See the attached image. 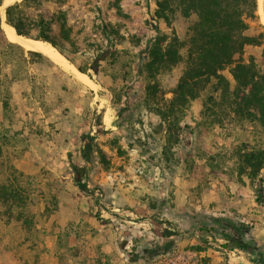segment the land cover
I'll list each match as a JSON object with an SVG mask.
<instances>
[{"label": "rangeland", "instance_id": "rangeland-1", "mask_svg": "<svg viewBox=\"0 0 264 264\" xmlns=\"http://www.w3.org/2000/svg\"><path fill=\"white\" fill-rule=\"evenodd\" d=\"M157 1L38 0L23 7L27 17L50 21L55 48L93 87L9 43L0 16V184L20 188V203L0 201V264H263L189 228L196 215L228 218L250 226L264 247V206L255 201L256 183L237 174L235 155L244 145L264 150V128L222 108L212 107L217 117L202 115L209 86L180 114L178 140L166 142V126L144 103L138 62L157 33L173 30L185 43L197 17L174 10L171 30L154 16ZM261 11L245 35L264 34V0ZM260 42L241 57L264 73ZM103 52L94 73L90 66ZM182 70L179 63L157 75L165 98ZM222 73L233 85L228 70ZM82 134L94 138L106 163L83 161ZM68 155L88 193L75 186ZM156 226L181 233L167 243Z\"/></svg>", "mask_w": 264, "mask_h": 264}, {"label": "trees", "instance_id": "trees-1", "mask_svg": "<svg viewBox=\"0 0 264 264\" xmlns=\"http://www.w3.org/2000/svg\"><path fill=\"white\" fill-rule=\"evenodd\" d=\"M37 1L22 0L7 6L5 22L12 26L18 35L49 42L57 48L58 44L51 37L50 21L41 14L29 18L23 12V7L36 4ZM257 8V0L156 2L154 16L163 20L171 30L170 15L174 10H178L184 17L190 14L197 17L188 29L185 43L179 40L173 30L170 36L157 33L152 42L145 47V57L140 58L138 62L139 72L145 75L147 81L144 87V103L166 126V142L178 140L175 132L180 130V114L209 86L211 94L202 104V115L209 111L212 113L211 116L217 117V114L212 112V107L222 108L235 117L257 121L264 128V73L257 69L252 58L245 61L241 57L244 47L262 45L260 39L264 38V34L261 33L258 37L245 35L249 24L258 21ZM59 18L63 25L65 20L63 14ZM29 29L36 30V36H31ZM184 47L186 52L182 56L180 50ZM105 57L106 52L95 57L90 66L94 73H97L98 63ZM179 63L183 64V70L172 91V97L167 99L156 77L161 71ZM78 70L85 73L81 68ZM224 70H228L233 85L222 73ZM101 128L99 122L97 131L100 132ZM80 140L82 143L80 156L85 163H106L104 154L93 137L82 134ZM235 155L237 174L244 175L256 183L255 201L264 206V150L244 145V149L237 151ZM68 157L75 186L88 193L90 189L79 176L80 168L73 164L70 155ZM0 201L4 204L20 203V188L17 185L0 184ZM190 223V230L199 234L219 236L224 240L223 248L231 246L247 254L258 255L264 264V247L255 244L250 236L251 227L247 224L207 215H196L190 219ZM153 232L169 243L174 236L181 233V230L156 226ZM253 263L260 264L258 260H253Z\"/></svg>", "mask_w": 264, "mask_h": 264}, {"label": "bare ground", "instance_id": "bare-ground-1", "mask_svg": "<svg viewBox=\"0 0 264 264\" xmlns=\"http://www.w3.org/2000/svg\"><path fill=\"white\" fill-rule=\"evenodd\" d=\"M17 1L20 0H2L0 5V16L2 18V29L3 33L9 43H12L13 45L17 46L18 48L24 50V51H33L36 53L41 54L42 56L46 57L53 63L59 65V67H63L64 69H67L69 72L73 73L76 77V79L90 87H93L95 84L93 81L85 74L79 72L73 64H71L60 51H58L53 45H51L48 42L31 39L28 37H24L21 35H18L14 28L5 22V8ZM262 3L263 0H257L258 5V11L260 13L262 12ZM73 75V76H74Z\"/></svg>", "mask_w": 264, "mask_h": 264}, {"label": "water", "instance_id": "water-1", "mask_svg": "<svg viewBox=\"0 0 264 264\" xmlns=\"http://www.w3.org/2000/svg\"><path fill=\"white\" fill-rule=\"evenodd\" d=\"M12 5V4H11ZM10 6V5H9ZM5 14V13H4Z\"/></svg>", "mask_w": 264, "mask_h": 264}]
</instances>
